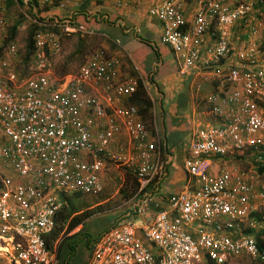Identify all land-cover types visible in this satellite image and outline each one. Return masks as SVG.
Instances as JSON below:
<instances>
[{
	"label": "built area",
	"instance_id": "1",
	"mask_svg": "<svg viewBox=\"0 0 264 264\" xmlns=\"http://www.w3.org/2000/svg\"><path fill=\"white\" fill-rule=\"evenodd\" d=\"M255 5L199 0L191 20L181 0L147 8L161 23V41L174 52L178 72L214 69L221 82L207 97L215 122L191 131L182 161L196 186L171 195L164 206L157 203L154 213L150 205L169 176L172 152L162 150L158 130L152 133L138 108L123 103L138 78L121 77L118 57L101 47L76 70L56 73L52 55L61 49V36L86 30L73 12L38 22L50 29L34 33L28 73L12 63L15 44L6 47L0 56V236L8 247L0 251L8 264H57L46 235L56 225L61 193L99 194L110 164L135 175L138 200L91 241L85 264H227L243 254L262 256L256 236L244 230L264 227V216L252 217L255 171L225 164L248 150L264 155V48L250 39L234 48L231 40L234 25L247 21ZM247 25L256 32L257 25ZM3 26L0 17V41ZM261 191L264 198V184Z\"/></svg>",
	"mask_w": 264,
	"mask_h": 264
},
{
	"label": "rangeland",
	"instance_id": "2",
	"mask_svg": "<svg viewBox=\"0 0 264 264\" xmlns=\"http://www.w3.org/2000/svg\"><path fill=\"white\" fill-rule=\"evenodd\" d=\"M60 0H53L52 2H47L43 0H0V9L4 8L5 12L0 13V17L3 18V36L0 41V56L5 54L6 47L9 44H15L17 47V55L11 57L12 63L15 69L21 74L24 75L30 71L31 61L25 59L26 53V35L28 29L34 24L39 26L38 22L41 19H45L48 15V12H59L58 15L63 16L64 14L73 13L77 14V11L80 7H77L78 4L76 0H70L64 5H60ZM79 2H88L86 4V12L89 14V18H86L85 15L81 18V22L85 24L86 30L84 32H75L69 35L63 34L61 36V49L59 52L52 55V60L54 62V68L56 73H60L61 65L66 62V68L68 71L75 70L79 63V58L74 54L77 47V41L79 38L83 39V44L85 50L81 54L89 53L95 48H104L111 52L110 40H115L113 30L108 28L112 22H115V18H111L109 21H106L104 18L96 17L98 12L103 13V9L96 8L97 11H93V5H98L102 3L103 0H77ZM92 1V4L89 3ZM234 1V0H233ZM242 0H236V2ZM94 3V4H93ZM91 4V5H89ZM51 9V10H49ZM110 10V9H108ZM64 11V13L62 12ZM71 11V12H70ZM93 11V12H92ZM79 13V12H78ZM57 14V13H56ZM77 16V15H76ZM151 22L155 25H159L160 22L155 17H149ZM89 19V20H88ZM150 22V23H151ZM257 22H261V25H257ZM257 25L256 34H251L249 31V26L247 25ZM16 27V33L12 32V27ZM143 27V24H142ZM50 29V28H48ZM39 30L36 29L35 32ZM120 31V30H119ZM125 32H119L123 35ZM158 32L153 33L150 37L154 40L155 45L160 48V46H165L160 41V38L157 35ZM13 35V36H12ZM127 37L130 38L131 44H128L127 47L130 49L134 48L133 44H137L140 41L143 48L152 47L154 50L157 48L150 44L143 31L138 32L136 35L137 40L133 32H129ZM255 40L258 44L262 45L264 43V0H256L255 10L250 13L247 17V21L237 22L232 29V44L234 48H241L247 45L250 40ZM107 44L109 46H107ZM131 46V47H130ZM109 52V53H110ZM132 52V51H131ZM136 54L133 56L136 62H139L136 58ZM168 60L167 57H164V61ZM174 63V62H173ZM172 64L174 67V64ZM159 89V93H156L155 87ZM163 83L159 82L156 76H153L148 83H145L146 89L152 99L153 107L152 117H153V128L158 130L160 139H167V142L171 143L172 139L179 141L180 149L186 146L189 143L190 134L192 129L183 130L184 132H170V125H178L183 120L187 122V117H181V111H177L176 115L172 114L170 110V101L167 95V90L162 87ZM175 102V101H174ZM173 102V103H174ZM178 114V115H177ZM184 126H186L184 124ZM149 128H151L148 125ZM174 153V161H178L181 158V150ZM234 157H230L225 161L226 165H234L252 173V177L256 187L257 192H260V188L264 184V157L258 158L257 154L253 152H244L238 154ZM173 161V162H174ZM263 164V165H261ZM261 166L262 170H259ZM104 174L102 178L104 179V188L103 190L96 195L91 194H65L68 197L67 203H75L80 209L77 213H82L86 210L91 211V215L85 217L83 222L73 228L68 230L61 238L55 243V248L57 250L58 262L57 264H85L86 259L92 253V246L89 244L91 241L95 240L96 237L102 232L108 229L116 220L124 217L126 213L137 203L138 198L136 194H133V184L136 182L135 175L126 167H117L115 165H107L104 169ZM173 170L171 169L172 173ZM129 174V175H128ZM171 177L173 175H170ZM169 176V177H170ZM167 179V178H166ZM163 186V185H162ZM125 191V193H124ZM126 193L132 195L129 198H126ZM255 209L258 213L263 214L264 216V198L256 197L255 198ZM136 225H139L140 220L138 218H133ZM248 225L245 226L244 230L246 231ZM261 228H258V230ZM90 239V242H89ZM76 241L74 244L75 248L71 252L69 258H66L67 253L71 248L68 246L69 242ZM73 244V243H72ZM2 245V243H1ZM3 246V245H2ZM69 247V248H68ZM5 249V247H4ZM8 254L0 251V264H8ZM207 264V263H204ZM227 264H262L259 259L253 258L249 255L243 254L239 257L230 258Z\"/></svg>",
	"mask_w": 264,
	"mask_h": 264
},
{
	"label": "crops",
	"instance_id": "3",
	"mask_svg": "<svg viewBox=\"0 0 264 264\" xmlns=\"http://www.w3.org/2000/svg\"><path fill=\"white\" fill-rule=\"evenodd\" d=\"M156 1L158 0H129L123 5H117L116 0H103L102 3L93 5V11H97L96 8L103 9L101 15L100 12L96 13L98 17L100 15V17L104 18L106 21L115 18V22H112L107 26L113 30L115 40H110V46L112 47L111 52L108 50L106 51L118 57V72L121 77H136L142 79L145 84L148 83L153 76H156L157 80L163 83L162 87L167 90V95L169 100H171L170 106L173 104V107H170L172 114L176 115L175 113H177L179 109L182 113L181 117L188 118L187 122H183L182 120L178 125H170L171 133H181L190 129L194 130L197 126L213 123L215 122V116L210 110V103H208L207 97L212 91L219 87L221 84L220 79L216 77L217 74L214 69L203 70L201 67H197L186 74H180L178 72V63L174 52L168 45L161 41V23L158 26L153 24L147 15V8ZM181 2L185 18L191 20L198 7L199 0H181ZM89 3L92 4V1ZM75 4H78L77 7H80L79 10H75L77 11V14H75V16L77 15V20H81L84 15L86 18L90 17L86 12L85 7L88 2H79L76 0ZM62 12L64 13V11ZM56 13L58 14L59 12L50 11L48 12V15ZM68 14H64V16ZM119 30L125 33L121 35L119 34ZM131 31L137 40L140 39L137 38L136 35L138 32L143 31L145 36L151 39L148 40L150 44L154 45L157 49L154 50L152 47H147V49L143 48L140 41L137 44H133L134 48L130 46L131 48L129 49L127 45L131 44V40L125 34L129 35V32ZM155 32H158L157 35L163 45H165L164 47L160 46L159 48L156 46L154 40L150 37L151 35H154L153 33ZM107 46L109 45L107 44ZM135 54L137 55L136 58H138L139 62L135 61L133 57ZM164 57L168 58L166 62L164 61ZM170 63H173L174 67H172L173 65ZM154 87L156 93H159L158 87L156 85ZM122 100L123 103L129 102L128 98H123ZM184 124L186 126H184ZM176 137L171 140V143H168L166 139L168 148L172 152V159L167 175L173 176H168L167 179L164 180L160 192L155 198H153L150 205V211L152 213L156 210L157 203L160 204V206H164V203L171 195L180 192L185 188L196 186L194 178L187 174L182 166L187 145L180 149L179 141L176 140ZM122 139L125 140V136H122L121 140ZM179 149L181 150V158L175 162L174 153H177ZM171 169L173 170L172 173H170ZM104 173L105 172L103 171L101 174ZM255 188L256 197H261L262 189L260 188V192H257V187ZM89 257L86 259V262Z\"/></svg>",
	"mask_w": 264,
	"mask_h": 264
},
{
	"label": "trees",
	"instance_id": "4",
	"mask_svg": "<svg viewBox=\"0 0 264 264\" xmlns=\"http://www.w3.org/2000/svg\"><path fill=\"white\" fill-rule=\"evenodd\" d=\"M19 1L21 2V0H19ZM48 28H49L48 26L47 27L37 26L34 24L33 26H31L28 29V33L26 35V53H25V59L26 60H29V58H30V61H31V59H32V54H33V50H34L33 35L35 33V30L36 29L48 30ZM12 32L14 34L16 33V27L15 26L12 27ZM260 47L264 48V43L262 45H260ZM84 50H85V47L83 44V39L79 38L77 41L76 51L73 54L79 58V61H78L79 65L84 61L85 57L88 54V53L87 54H85V53L81 54V52ZM60 70H61L60 73L68 72V70L66 68V62H64L61 65ZM137 81H138V84H137L136 90L129 97V103L134 104L138 108V112H139L142 120L144 121V123L147 126L149 125L151 127L150 130L154 134L153 117H152L153 114L151 111V109L153 107L152 99H151L142 79L138 78ZM263 104H264V102H263ZM160 146H161L163 151L169 150L167 142H166V138L160 140ZM246 152L249 153L251 151L248 150ZM236 156L238 157L239 155L237 154ZM262 157H264V155H262ZM225 159L227 160L228 158H225ZM261 165H263V164H261ZM259 167H260L259 170H262L261 166H259ZM138 187H139V184L136 180V182H134V184H133V192H132L133 194L137 193ZM124 193H125V191H124ZM76 194L80 195L81 193H76ZM132 195L126 193L125 197L129 198ZM67 199H68V197L65 196V194L61 193V200H62L63 204H62V207L60 208V210L58 211V213L56 215V225H55L54 229L46 235L47 244L50 248H55V243L61 238V236H63V234H65L68 230H72L73 228H75L76 226L81 224L83 222V220L85 219V217H88L91 215V211H89V210H86L82 213H77L80 210L78 208V206L73 202L67 203ZM252 217L257 219L258 221H261L263 214L255 211L252 213ZM245 232L252 233L256 236L258 246H259L260 251L262 253V256L259 258V261H261L262 264H264V227H262L261 229L258 230V227H250L249 226V227H247ZM89 242H90V239H89ZM91 243H89V244H91ZM74 244H76V241L68 243V246L71 248V250L68 251L65 260L67 258H69L70 255L72 254L71 252L75 248ZM210 264H212V263H210Z\"/></svg>",
	"mask_w": 264,
	"mask_h": 264
},
{
	"label": "bare ground",
	"instance_id": "5",
	"mask_svg": "<svg viewBox=\"0 0 264 264\" xmlns=\"http://www.w3.org/2000/svg\"><path fill=\"white\" fill-rule=\"evenodd\" d=\"M0 241H1L2 245H3V239H2L1 236H0ZM1 243H0V250L4 249V247H5L4 250H6L8 246H6V245H3V246H2Z\"/></svg>",
	"mask_w": 264,
	"mask_h": 264
}]
</instances>
